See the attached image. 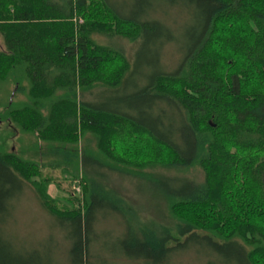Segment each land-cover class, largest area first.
<instances>
[{"label": "trees", "instance_id": "trees-1", "mask_svg": "<svg viewBox=\"0 0 264 264\" xmlns=\"http://www.w3.org/2000/svg\"><path fill=\"white\" fill-rule=\"evenodd\" d=\"M123 1L0 0V264L38 258L2 235L8 199L24 183L67 230L77 264L87 263L102 209L120 219L116 246L135 262L198 240L239 264H264V0H174L195 9L177 65L151 70L117 101L132 65L95 34L170 41L148 0ZM20 132L34 136L33 156L6 146ZM153 164H196L202 180L147 171ZM43 166L77 179L80 195L53 197ZM112 174L146 182L161 217L140 218Z\"/></svg>", "mask_w": 264, "mask_h": 264}, {"label": "rangeland", "instance_id": "rangeland-1", "mask_svg": "<svg viewBox=\"0 0 264 264\" xmlns=\"http://www.w3.org/2000/svg\"><path fill=\"white\" fill-rule=\"evenodd\" d=\"M123 2L128 3L127 0ZM151 6V19L156 22L160 21L166 26L170 36L169 42H166L162 35H159L158 38L148 35L144 40L137 39L131 42L123 37L95 34L101 43L123 49L132 65L133 75L131 78L125 82L124 87L117 95H111L115 96L117 101L120 100L122 95L132 94L140 86H143L151 70L160 69L164 64L167 70L173 71L179 60L177 53L185 49L186 42L189 39V35H191L189 33L191 31L190 26L194 25V18L192 17L195 12L194 7L174 0H148V14H150ZM165 42L169 44L162 45ZM163 113L168 115L165 110H163ZM4 124L3 122L0 123V129L4 127ZM2 134H6L4 130ZM33 138L34 136L31 133L24 134L20 132L14 137L6 139V146L12 151H24V156H33V150L30 148V141ZM136 147L144 148V146ZM136 147L133 148L135 149ZM148 152L150 151L147 150V154H149ZM140 154L145 157L143 153ZM146 170L175 177L184 176L186 179L199 182L202 180V172L196 164L177 166L175 168L153 164L151 168ZM41 172L43 175L49 176L48 190L53 197L61 198L67 193L80 195L81 186L77 183V179H65L60 171H52L46 166H43ZM117 175L112 174L111 178L109 177L110 185L113 186L114 191L118 195L132 204L133 208L140 214V218L161 217L162 209L163 212L165 211L163 202L154 194L148 192L146 182L134 180L128 176ZM179 183H182V181L179 180ZM23 186L24 188L22 187L8 199L7 216L1 225L2 235L5 239L11 240L15 249L20 253L23 250L37 252L38 258H33V264L76 263L68 255L69 242L64 237L67 234V230L55 225L52 219L53 216L43 210L36 196L35 189L29 184L24 183ZM244 199L240 200V208L245 207ZM208 219L209 223L214 222L212 216L208 217ZM91 223L88 232L90 242L88 244L89 255L86 259V264H239L240 262L238 256H234L231 251L222 249L221 252H217L198 240L185 243L175 249L173 248L162 261L151 263L141 260L135 262L134 259L125 257L123 252L116 246L118 235L122 228L118 217L102 209L97 211L96 215L92 217ZM21 259L19 262L23 264ZM74 259L77 260V258ZM29 261L31 260L24 262L28 263Z\"/></svg>", "mask_w": 264, "mask_h": 264}]
</instances>
